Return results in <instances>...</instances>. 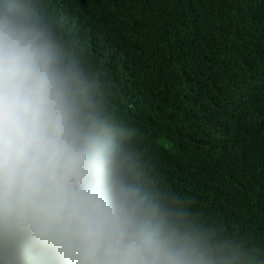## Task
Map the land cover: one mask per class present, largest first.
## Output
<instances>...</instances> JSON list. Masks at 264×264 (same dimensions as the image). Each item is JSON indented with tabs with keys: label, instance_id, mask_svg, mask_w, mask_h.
<instances>
[{
	"label": "clouds",
	"instance_id": "9594fccd",
	"mask_svg": "<svg viewBox=\"0 0 264 264\" xmlns=\"http://www.w3.org/2000/svg\"><path fill=\"white\" fill-rule=\"evenodd\" d=\"M86 51L42 0H0V264H264L168 187Z\"/></svg>",
	"mask_w": 264,
	"mask_h": 264
},
{
	"label": "trees",
	"instance_id": "16d2710c",
	"mask_svg": "<svg viewBox=\"0 0 264 264\" xmlns=\"http://www.w3.org/2000/svg\"><path fill=\"white\" fill-rule=\"evenodd\" d=\"M86 47L157 172L264 246V0H42Z\"/></svg>",
	"mask_w": 264,
	"mask_h": 264
}]
</instances>
